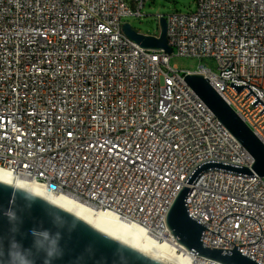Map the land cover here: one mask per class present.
Wrapping results in <instances>:
<instances>
[{
  "label": "built area",
  "instance_id": "1",
  "mask_svg": "<svg viewBox=\"0 0 264 264\" xmlns=\"http://www.w3.org/2000/svg\"><path fill=\"white\" fill-rule=\"evenodd\" d=\"M149 1L0 0V169L164 244L176 242L167 215L198 165L254 164L187 75L207 79L264 145L263 105L231 86L264 102V0H196L194 12L156 15L171 55L123 32ZM172 56L213 60L216 71L179 70ZM186 204L208 229L204 247L244 245L264 264V178L211 169Z\"/></svg>",
  "mask_w": 264,
  "mask_h": 264
},
{
  "label": "water",
  "instance_id": "2",
  "mask_svg": "<svg viewBox=\"0 0 264 264\" xmlns=\"http://www.w3.org/2000/svg\"><path fill=\"white\" fill-rule=\"evenodd\" d=\"M159 28L160 35L157 38L134 31L128 23L123 25V32L142 48L163 50L171 55L173 49L168 45L165 19L160 21ZM184 80L219 122L249 152L254 159V164L252 169L220 161H207L198 165L184 183V189L179 192L169 210L168 227L176 243L190 253L222 264H260L239 252V246L244 245L231 242L235 245L233 250L204 247L202 239L204 230L207 228L190 215L186 197L197 178L211 169L264 178V145L234 110L224 102L207 79L203 76L187 75ZM231 86L237 93L246 87L250 91L246 97L253 94L256 98L252 104L256 107L261 103L264 107V102L249 85L231 83ZM263 112L264 109L260 111L261 114ZM217 235H219V228ZM0 264L164 263L103 235L73 215L35 195L0 183Z\"/></svg>",
  "mask_w": 264,
  "mask_h": 264
},
{
  "label": "bare ground",
  "instance_id": "3",
  "mask_svg": "<svg viewBox=\"0 0 264 264\" xmlns=\"http://www.w3.org/2000/svg\"><path fill=\"white\" fill-rule=\"evenodd\" d=\"M0 183L35 195L51 205L73 215L103 235L164 264H196L194 255L176 242L160 244L134 226L122 224L108 213H95L67 197L48 193L43 186L22 180L0 169Z\"/></svg>",
  "mask_w": 264,
  "mask_h": 264
},
{
  "label": "rangeland",
  "instance_id": "4",
  "mask_svg": "<svg viewBox=\"0 0 264 264\" xmlns=\"http://www.w3.org/2000/svg\"><path fill=\"white\" fill-rule=\"evenodd\" d=\"M196 10V0H151L142 10L145 15L141 18L126 17L122 23H128L132 29L142 35H156L159 33V21L156 15H170L176 12L188 14ZM200 65H205L216 71L213 60L196 58H186L172 56L170 66L177 67L179 70L196 71Z\"/></svg>",
  "mask_w": 264,
  "mask_h": 264
}]
</instances>
